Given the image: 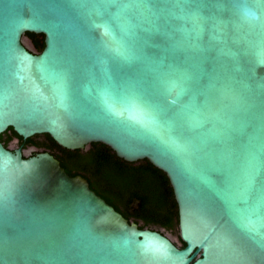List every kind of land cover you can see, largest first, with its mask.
<instances>
[{
  "label": "water",
  "instance_id": "1",
  "mask_svg": "<svg viewBox=\"0 0 264 264\" xmlns=\"http://www.w3.org/2000/svg\"><path fill=\"white\" fill-rule=\"evenodd\" d=\"M9 128L150 161L186 246L0 141V264H264V0H0Z\"/></svg>",
  "mask_w": 264,
  "mask_h": 264
},
{
  "label": "trees",
  "instance_id": "2",
  "mask_svg": "<svg viewBox=\"0 0 264 264\" xmlns=\"http://www.w3.org/2000/svg\"><path fill=\"white\" fill-rule=\"evenodd\" d=\"M26 37L36 52L44 50V35L27 33ZM0 141L6 148L16 141L23 150L36 149L31 157L40 152L50 153L68 174L86 178L92 190L140 229L177 235L179 244H175L180 248L186 246L179 235V207L171 181L150 161L128 162L103 143L71 150L59 145L49 134L23 139L13 128L3 133Z\"/></svg>",
  "mask_w": 264,
  "mask_h": 264
},
{
  "label": "rangeland",
  "instance_id": "3",
  "mask_svg": "<svg viewBox=\"0 0 264 264\" xmlns=\"http://www.w3.org/2000/svg\"><path fill=\"white\" fill-rule=\"evenodd\" d=\"M25 44L30 48V49H32L33 47H32V44L30 43V41L27 39V38H25ZM10 148L11 149H16L17 148V142L15 141L14 143H12L11 144V146H10ZM31 150H33L32 148H30V149H26V151H25V154H30V152L29 151H31ZM166 235L174 242V243H178V237H177V235H173V234H170V233H166ZM180 235V234H179ZM179 244V243H178Z\"/></svg>",
  "mask_w": 264,
  "mask_h": 264
},
{
  "label": "flooded vegetation",
  "instance_id": "4",
  "mask_svg": "<svg viewBox=\"0 0 264 264\" xmlns=\"http://www.w3.org/2000/svg\"><path fill=\"white\" fill-rule=\"evenodd\" d=\"M17 149H22V148H20V147L17 145V148H16V149H12V150H17ZM22 150H23V149H22ZM23 151H24V154H25L26 149L23 150ZM33 152H34V151H32V152L29 154V156H31Z\"/></svg>",
  "mask_w": 264,
  "mask_h": 264
}]
</instances>
